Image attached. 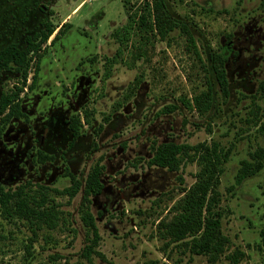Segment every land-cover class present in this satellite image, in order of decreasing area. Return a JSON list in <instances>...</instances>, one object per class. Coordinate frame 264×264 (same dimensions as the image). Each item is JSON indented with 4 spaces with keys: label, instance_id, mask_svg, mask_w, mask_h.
Wrapping results in <instances>:
<instances>
[{
    "label": "rangeland",
    "instance_id": "374dc122",
    "mask_svg": "<svg viewBox=\"0 0 264 264\" xmlns=\"http://www.w3.org/2000/svg\"><path fill=\"white\" fill-rule=\"evenodd\" d=\"M147 1L0 0V50L25 47L26 34L47 21L55 28L31 58L25 84L14 64L0 68V95L23 88L20 114L0 137V183L41 186L60 211L48 228L0 210V264H234V251L242 252L235 264H264V169L235 184L240 161L264 147V0H164L193 43L179 28L161 38L124 27ZM217 53L226 57V97L212 69ZM208 86L212 102L200 113L187 102ZM166 141L227 151L219 191L229 243L215 261L158 233L199 169L195 161L177 171L149 164L152 148ZM39 151L52 158L40 161ZM96 163L103 188L88 206L99 240L86 258L83 192L58 191Z\"/></svg>",
    "mask_w": 264,
    "mask_h": 264
},
{
    "label": "trees",
    "instance_id": "16d2710c",
    "mask_svg": "<svg viewBox=\"0 0 264 264\" xmlns=\"http://www.w3.org/2000/svg\"><path fill=\"white\" fill-rule=\"evenodd\" d=\"M142 13L137 12L129 15L128 24L124 27L139 31H151L161 38H165L174 29L182 30L193 43L186 26L178 19L172 18L167 10L164 0H151L144 4ZM50 22L44 24V28L26 34L24 37L25 47L21 48L17 43H9L0 50V68L11 69L15 65L16 71H21V77L25 84L27 79V68L32 57L38 56V52L44 42L54 32ZM60 30V29H59ZM58 32L51 39L53 42L59 35ZM226 57L217 53L212 55V69L223 96H228V79L225 70ZM38 68L36 65L35 73ZM23 89V88H22ZM17 92H6L0 95V137L3 126L13 115H19ZM212 102V90L208 86L205 91L192 97L189 103L200 113L206 112ZM72 136L76 137L78 130L76 125H70ZM260 132L264 135V121L260 124ZM38 159L44 161L51 159L41 151L37 153ZM227 151L215 142H201L194 145L166 141L156 144L152 148L149 164L165 168L169 171H177L182 164L195 161L199 167L196 180L188 188L183 190V195L173 204V214L158 224L159 235L170 242H176L189 253L205 255L208 260L215 261L224 254L229 239L223 233L221 227L219 191L220 176L223 172V163L227 159ZM264 169V147H258L250 154L248 159L240 161V166L235 175V184L240 185L245 179L251 177ZM103 166L96 163L87 172L84 178L70 174V185L60 194H66L70 198L82 190L81 221L85 227L86 243L82 255L89 258L95 251L99 240V233L95 218L89 210V202L92 197L101 193L103 184L100 180ZM44 188L40 186L37 191H28L25 186L14 189H5L0 183V210L7 212L10 216L29 221L35 226L47 225L55 228L58 224L59 209L48 203V196ZM262 244L264 245V230L261 232ZM237 255L242 252L234 251L228 258L237 263Z\"/></svg>",
    "mask_w": 264,
    "mask_h": 264
}]
</instances>
